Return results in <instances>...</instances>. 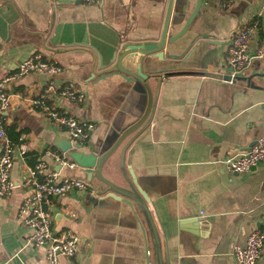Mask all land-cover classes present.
<instances>
[{
	"label": "crops",
	"instance_id": "crops-1",
	"mask_svg": "<svg viewBox=\"0 0 264 264\" xmlns=\"http://www.w3.org/2000/svg\"><path fill=\"white\" fill-rule=\"evenodd\" d=\"M194 3L176 0L174 10L186 7V14L169 33L181 29ZM166 5L167 0H0V78L35 51L56 59L62 69L55 80L73 81L86 93L83 104H58L93 123L81 149L96 152L105 145L100 146L102 139L136 119L146 104L141 85L119 74L105 75L103 69L123 41L159 39ZM251 20L257 23L250 43L255 51L264 40V0H232L227 8L221 0H202L186 34L164 47V54L183 56L156 59L150 69L228 74L230 35ZM201 33L206 38L189 46ZM203 39L212 43L205 47ZM236 76L174 74L149 81L155 91L151 119L127 147L123 169L146 196L164 264H238L233 246L264 228V161L240 173L228 172L223 162L264 137V56L253 57ZM44 81L43 75L28 73L8 84L7 121L27 129L25 143L37 152L59 149L55 137L67 136L32 104ZM30 170L16 154L10 172L13 194L0 196L3 264H48L45 249L29 239L31 230L18 211ZM90 171L78 164L59 169L62 176L89 186L51 198L54 227L71 228L79 237L77 251L63 257V264H157L155 239L142 209L129 197L100 192L102 185ZM259 264H264V244Z\"/></svg>",
	"mask_w": 264,
	"mask_h": 264
},
{
	"label": "built area",
	"instance_id": "built-area-1",
	"mask_svg": "<svg viewBox=\"0 0 264 264\" xmlns=\"http://www.w3.org/2000/svg\"><path fill=\"white\" fill-rule=\"evenodd\" d=\"M86 4L97 0H79ZM232 0H221L222 8H227ZM257 29L253 20L240 24L230 35L226 49L225 62L229 67V75L235 77L244 69L253 57L264 56V40H261L255 51L250 43ZM62 67L56 59L47 58L39 51L24 58L18 69L0 78V117L6 114L9 106L8 84L11 80L28 73H37L45 77L44 86L32 99L35 108L44 111L52 121L63 127L73 147L82 146L88 130L93 126L84 118L63 108L58 100H66L83 104L86 93L73 81L59 83L54 75ZM49 100L50 104L46 101ZM28 149L25 142L15 145L10 142L2 127L0 119V196L13 194L15 183L11 177V168L16 154L23 156ZM53 164L50 165L47 159ZM264 161V137L260 136L245 150L228 155L224 159V167L230 173L248 171ZM58 166L59 168L57 169ZM77 163L66 151L44 148L31 167L29 176L25 179L26 194L19 204V216L31 230L29 239L45 249L48 264H63L62 258L75 254L79 237L68 227H54L53 213L50 208L51 198L62 195L69 190L86 191L88 183L77 177L62 176L60 167L73 168ZM264 244V228L252 230L243 244L233 246V255L238 264H259V255ZM0 264H3L0 262Z\"/></svg>",
	"mask_w": 264,
	"mask_h": 264
},
{
	"label": "water",
	"instance_id": "water-1",
	"mask_svg": "<svg viewBox=\"0 0 264 264\" xmlns=\"http://www.w3.org/2000/svg\"><path fill=\"white\" fill-rule=\"evenodd\" d=\"M176 0H167L163 24L159 39L157 40H125L121 43L119 50L110 60L108 66L104 67L103 74H119L126 80L141 85L146 92V104L141 114L122 129H114V134L107 135L101 140L100 150L85 152L82 146L73 147L70 139L64 135H57L54 144L62 151L68 152L72 159L80 166L89 167L91 175L95 176L102 185L99 191L111 192L132 199L141 209L147 222V226L155 239L157 264H164L161 258L159 237L153 221L151 212L147 206L146 196L137 188L134 180L127 176L123 169L124 155L127 147L150 122L155 102V91H153L150 80H161L163 76L174 74H198L211 75L222 79L235 80L238 76L232 77L229 74L189 69H150L155 60H163L164 56L173 59L181 58V53L164 54L166 43H172L183 37L191 23L194 21L202 0H195L193 8L184 19L183 25L176 33H169V27L185 16L186 7L180 13L175 11L173 6ZM206 33L195 36L189 42V46L196 43L200 38H206ZM203 45L207 47L212 41L203 39ZM187 46V48L189 47ZM117 153V159L114 155ZM106 172V174H105ZM121 175L123 180H121Z\"/></svg>",
	"mask_w": 264,
	"mask_h": 264
},
{
	"label": "trees",
	"instance_id": "trees-1",
	"mask_svg": "<svg viewBox=\"0 0 264 264\" xmlns=\"http://www.w3.org/2000/svg\"><path fill=\"white\" fill-rule=\"evenodd\" d=\"M18 90H22V87H18ZM47 104H50V101H46ZM7 114H1V123L2 127L5 130L6 136L10 142H12L15 145H19L23 142H26L25 133L27 132V129L20 127V124L16 120H12L10 122L7 121ZM53 148V147H51ZM56 149V148H53ZM59 150V149H57ZM41 152H37L35 150L27 149L23 153V157L25 158L26 162L31 166L34 167L35 163L38 161Z\"/></svg>",
	"mask_w": 264,
	"mask_h": 264
}]
</instances>
